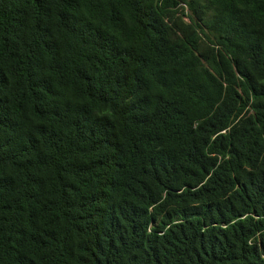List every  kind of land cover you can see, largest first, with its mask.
I'll return each instance as SVG.
<instances>
[{
	"label": "trees",
	"instance_id": "16d2710c",
	"mask_svg": "<svg viewBox=\"0 0 264 264\" xmlns=\"http://www.w3.org/2000/svg\"><path fill=\"white\" fill-rule=\"evenodd\" d=\"M0 264H264V0H0Z\"/></svg>",
	"mask_w": 264,
	"mask_h": 264
}]
</instances>
